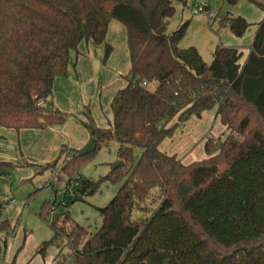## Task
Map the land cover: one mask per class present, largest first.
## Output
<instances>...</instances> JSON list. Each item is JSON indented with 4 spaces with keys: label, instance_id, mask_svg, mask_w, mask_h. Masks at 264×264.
I'll return each instance as SVG.
<instances>
[{
    "label": "trees",
    "instance_id": "16d2710c",
    "mask_svg": "<svg viewBox=\"0 0 264 264\" xmlns=\"http://www.w3.org/2000/svg\"><path fill=\"white\" fill-rule=\"evenodd\" d=\"M172 2L0 0V129L62 124L68 114L52 104V86L55 77L66 75L70 51L77 55L81 42L102 45L105 64L113 49L106 41L110 20L126 30L129 67L125 85L109 103L112 125L98 126L88 104L75 117L96 148L118 143L122 164L102 178L121 184L97 208L101 223L93 232L64 211L52 219L54 234L38 252L63 236L73 264H264V17L241 63L239 48L222 44L207 63L193 46H178L185 23L166 31ZM224 20L237 36L249 25L240 16ZM215 104L226 132L204 141L203 158L183 163L159 150L178 123ZM135 147L141 153L133 162ZM69 151L72 157L62 148L49 162L18 164L34 174L58 170L54 193L74 180V196L64 207L95 191L94 182L78 172L93 151ZM11 166L0 160V173ZM5 203L0 199V260L11 230L1 216Z\"/></svg>",
    "mask_w": 264,
    "mask_h": 264
},
{
    "label": "rangeland",
    "instance_id": "374dc122",
    "mask_svg": "<svg viewBox=\"0 0 264 264\" xmlns=\"http://www.w3.org/2000/svg\"><path fill=\"white\" fill-rule=\"evenodd\" d=\"M194 1L173 0L174 12L168 20L166 31L171 32L180 24L185 23L184 34L178 41L179 47L193 46L202 60L208 63L212 59V51L216 45L235 46L241 52L239 57L241 63L248 53L255 25L264 17L261 7L264 6V0H236L234 3L226 0H196L195 5L206 3L208 7L207 11L193 12ZM210 11H215L216 16L210 18L207 13ZM226 16H240L249 25L240 36H237L230 31L224 20ZM114 22L115 20L112 23ZM116 23L119 24V22ZM109 38L116 45L119 53L121 38L117 35H110ZM74 53V51L69 53L71 60ZM90 59L95 63L94 55ZM96 84L95 80L82 83L81 91L82 93L84 91V97L89 100L86 101L90 102L91 114L95 123L104 127L112 125V113L107 101L104 102L103 96L99 98L100 100L96 97ZM216 108L217 104L199 117H191L192 120L189 122L178 123L172 138L163 139L158 145L159 150L167 154L174 152L172 154L179 156L178 159L185 163L191 161L192 154L195 158L205 156L203 147L198 145L210 137L221 138L226 132L225 126L215 116ZM73 114L79 117L78 112ZM24 136L25 134L21 137ZM117 146L118 143L114 140L101 144L78 165L79 174L94 182L95 191L89 194H79L67 207L58 204L53 211H49L48 208L53 193L44 183L49 181L59 185L61 180L58 177L61 173L58 170L56 172L46 169L34 174L30 167L19 166L18 161L15 160L17 157L11 155L8 150V156L12 158L8 157L6 160H10L13 166L7 168L5 174L0 173V199L7 201L14 198L16 202L3 206L1 210L2 218H7L11 230L6 237L5 254L0 264H54L57 260L61 262L60 264H73L70 256L71 248L66 244L63 236L57 241L46 244L42 253L38 252V249L54 234L51 227L52 219L64 211H67L71 219L84 227L88 233L93 232L100 225L101 217L97 208L107 205L121 184V180L109 182L102 178L121 160L118 159ZM140 153V148L133 149V162L137 161ZM64 154L72 157L69 150L64 151Z\"/></svg>",
    "mask_w": 264,
    "mask_h": 264
},
{
    "label": "crops",
    "instance_id": "0c3cea01",
    "mask_svg": "<svg viewBox=\"0 0 264 264\" xmlns=\"http://www.w3.org/2000/svg\"><path fill=\"white\" fill-rule=\"evenodd\" d=\"M194 2L196 3V0ZM112 22L113 19L110 20L108 24L106 41L112 45L113 49L105 64H103L101 60L102 45H96L91 41L81 42L78 46L79 53L77 55L74 53L75 55L72 60L70 57L68 59L66 75L57 76L54 79L51 102L55 107L68 114L65 121L62 124L47 126L44 129L22 128L14 130L10 128H1L0 160H6L8 157H11L8 156L9 150L11 155L17 157L15 160L18 161V163L26 160L43 164L54 159L62 148H64V151H68L71 148L81 149L88 142L90 136L87 130L75 120L76 116L73 114L74 112H78L79 115L77 116L80 117V109L83 104H88L92 113L90 102L86 101L88 99L84 97V91L82 93L80 85L90 80L97 81L96 97L99 99L103 96L104 102L107 101L106 103L110 110L109 103L112 95L126 83L123 78L129 67L128 51L125 43L126 30L121 23H119L120 25L116 23L118 21L115 20L114 23ZM110 35H117L121 38L119 47L120 54L118 53L116 45L111 42L112 40L109 38ZM93 55L95 57V63L90 59ZM70 62L72 63L69 69ZM99 105H101V101H99ZM204 112H202L201 115L204 114ZM191 117L197 118L196 116ZM191 117L185 122L191 121ZM23 134H25V136L22 138L21 136ZM203 143L198 146L203 147ZM172 153L174 152L170 154ZM203 153L205 155L204 149ZM203 157L202 155L195 158L192 154L191 161L199 160ZM47 183L50 184V187L52 186V183L49 181L45 182L44 185L46 186ZM50 187L48 188L51 190ZM9 200L12 201L8 203ZM9 200H3L6 202L4 206L16 202L14 198H10Z\"/></svg>",
    "mask_w": 264,
    "mask_h": 264
},
{
    "label": "built area",
    "instance_id": "2783aa9c",
    "mask_svg": "<svg viewBox=\"0 0 264 264\" xmlns=\"http://www.w3.org/2000/svg\"><path fill=\"white\" fill-rule=\"evenodd\" d=\"M196 3L193 4V12H197V11H207V7L208 5L206 3H197V5H195ZM208 16L210 18H213L216 16V12L215 11H210L207 12ZM143 85L148 87V88H155V83H146L143 82ZM74 180H71L67 185H65L64 187L58 188L56 190V192L54 193L52 190V186L50 187V184L47 183L46 186L51 188V191L53 193V198L51 201V204L49 206V210L53 211L56 209V207L58 206V204L64 205L70 198H72L74 196ZM12 200H9L8 203H10Z\"/></svg>",
    "mask_w": 264,
    "mask_h": 264
},
{
    "label": "water",
    "instance_id": "95a60500",
    "mask_svg": "<svg viewBox=\"0 0 264 264\" xmlns=\"http://www.w3.org/2000/svg\"><path fill=\"white\" fill-rule=\"evenodd\" d=\"M96 148V140L94 137H90V139L88 140V142L80 149L79 151V155H84L87 153H90L92 151H94ZM122 164V161L119 160L114 167L119 166Z\"/></svg>",
    "mask_w": 264,
    "mask_h": 264
}]
</instances>
